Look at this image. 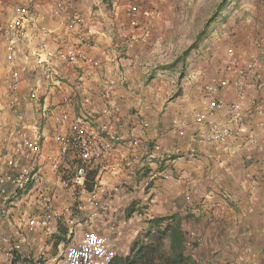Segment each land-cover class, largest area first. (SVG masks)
I'll list each match as a JSON object with an SVG mask.
<instances>
[{
	"label": "crops",
	"instance_id": "crops-1",
	"mask_svg": "<svg viewBox=\"0 0 264 264\" xmlns=\"http://www.w3.org/2000/svg\"><path fill=\"white\" fill-rule=\"evenodd\" d=\"M157 1L159 13L152 18L140 9L138 27L130 26L125 15L130 0H68L69 6H63L66 13L84 16L85 33L95 46L88 55L102 67L96 81L79 92L66 110L72 115H79L83 108L89 110L97 126L106 124L110 135L120 140L119 148L96 162L85 178L87 190L100 185L109 191L99 194L104 209L92 217L95 209L87 197L64 186L61 163L54 166L58 149L49 114L40 115L33 102L23 104L27 109L23 118L39 123L43 146L34 160L27 159L35 180L25 193L13 197L14 214L24 209L40 213L35 200L41 191L52 193L51 208L61 216L59 223L46 230L26 233L14 264H35L40 251L45 252L41 264H52L66 243L86 232L104 235L115 256L129 257L139 232L148 228V220L170 215L179 219L184 236L187 232L202 238L195 260L183 252L188 264L264 263V66L243 77V124L234 139L220 147L202 146L193 139V114L204 106L202 84L225 76L226 51L234 48L241 63L252 57L264 63V0L258 13L254 9L258 0L247 3L251 15L239 23L237 32L226 29V37L212 36L211 43L193 48L179 61L185 49L172 53L176 35L170 28L172 0ZM91 9L96 15H90ZM60 70L64 71L62 66ZM107 78L114 79L115 86L103 99L100 85ZM211 98L225 108L216 119L226 120V108L237 100V89L219 90ZM255 103L262 105L261 114L256 113ZM106 104L116 109L131 133L119 129L109 116L96 115ZM11 112L8 126L19 118ZM67 127L62 129L67 131ZM4 135H0V149L6 150ZM248 135L256 137L260 148L247 151ZM130 149L136 150L135 158L128 156ZM4 168L0 160V171ZM17 231L14 221L0 216V235ZM6 262L0 256V264Z\"/></svg>",
	"mask_w": 264,
	"mask_h": 264
},
{
	"label": "built area",
	"instance_id": "built-area-1",
	"mask_svg": "<svg viewBox=\"0 0 264 264\" xmlns=\"http://www.w3.org/2000/svg\"><path fill=\"white\" fill-rule=\"evenodd\" d=\"M155 2L130 0L125 8L129 25L139 26L141 8L144 15L154 17ZM13 4L15 14L9 15L5 22L0 21V64L7 76V100L11 110L19 117L6 129L4 139L9 146L6 145V152L0 154V160L5 164L0 171V216L9 222L14 221L18 228L15 234L0 235V256L6 257V264L15 263L26 233L46 230L59 223L61 216L58 210L51 208L52 193L43 194L41 191H38L35 200L40 213L24 209L14 214L16 206L13 197L25 193L35 180L27 159L30 157L34 160L41 154L43 146L39 123L36 119L29 122L23 118L27 110L23 104L33 102L40 115L49 114L55 125L52 138L58 149L54 166L58 168L61 163V182L64 186L81 191L87 197L88 203L95 209L92 217L98 215L99 209H104L99 194L109 191L100 185L87 190L85 178L96 162L119 148L117 145L120 142L110 135L106 124L97 126L93 122L94 114L89 110L83 108L79 115H72L66 110L79 92H84L96 81L95 77L99 76L102 68L98 59L88 55V51L95 46L90 35L85 33L88 27L84 16L77 12H64L59 0H13ZM226 56L225 76L212 77L203 84L204 106L202 111L193 114L196 127L193 139L202 146L220 147L234 139L243 124L241 100L244 97L242 83L245 72L257 71L264 66L263 61L252 57L241 67L231 49L226 51ZM61 66L64 71L60 70ZM114 81L107 78L100 85L101 98L109 96L115 86ZM229 87L237 89L238 98L226 108V120L216 119L224 105L211 96ZM255 110L261 114L262 105L255 103ZM96 115L109 116L119 129L132 132L116 109L107 104ZM64 125L68 126L67 131L62 129ZM244 144L247 151L258 147L254 135H248ZM191 152L194 153L195 149ZM148 155L151 156V153ZM128 156L135 158L136 150L130 149ZM245 156L249 157L248 154ZM163 177L167 178L168 175L164 174ZM111 189L117 190V186ZM201 245L200 236L185 232L183 252L186 258L195 260ZM114 257L111 243L104 235L86 232L78 240L66 243L52 264H109ZM36 259L35 264L43 263L45 252L40 251Z\"/></svg>",
	"mask_w": 264,
	"mask_h": 264
},
{
	"label": "rangeland",
	"instance_id": "rangeland-1",
	"mask_svg": "<svg viewBox=\"0 0 264 264\" xmlns=\"http://www.w3.org/2000/svg\"><path fill=\"white\" fill-rule=\"evenodd\" d=\"M59 1L62 7L66 5L69 6L68 0V3L65 2V0V3H63L62 0ZM256 1L257 0H172V8L169 15H172L171 22L173 25H171L170 28H172L171 30L176 34L174 35L175 40L172 53L188 48L194 41H196L195 48H197L202 44L211 43L210 38L212 36H214L212 38L215 39H221L222 36L226 37L227 35L224 34L226 29H230L231 31L235 30L237 32L240 25L239 23L242 24L246 21L245 18H248L247 15H251L250 9L247 8V3H256ZM261 1L262 0H258V3H256L257 6L254 8L257 13L263 10L261 7L262 3H260ZM157 2L156 0L155 3ZM13 6V0H0V21L5 22L8 20L9 15L15 14ZM64 8L65 7H63V9ZM153 10L154 15H156L158 12L156 4H154ZM90 11L92 12L94 10L91 9ZM90 15L96 14L92 12ZM215 32L217 36L213 35ZM248 39L249 38H246V40ZM236 40L237 37L235 38V41ZM233 49L234 48H231L233 56L242 67V63L235 57V49ZM6 83L7 76L4 74L0 64V135H4L3 133H5L6 129L9 127L8 120L11 118V115H14L11 112L12 110L7 100ZM4 142V146L7 148L6 145L8 144L5 139ZM5 152L6 150L0 149L1 155Z\"/></svg>",
	"mask_w": 264,
	"mask_h": 264
},
{
	"label": "trees",
	"instance_id": "trees-1",
	"mask_svg": "<svg viewBox=\"0 0 264 264\" xmlns=\"http://www.w3.org/2000/svg\"><path fill=\"white\" fill-rule=\"evenodd\" d=\"M195 47L196 41L177 60ZM167 219L168 222L162 225ZM183 238L184 232L176 216L153 217L148 220V228L139 232L132 256H115L109 264H188V259L183 256Z\"/></svg>",
	"mask_w": 264,
	"mask_h": 264
}]
</instances>
